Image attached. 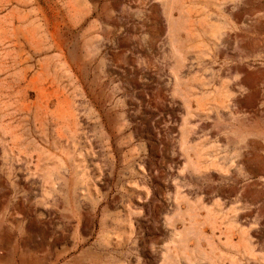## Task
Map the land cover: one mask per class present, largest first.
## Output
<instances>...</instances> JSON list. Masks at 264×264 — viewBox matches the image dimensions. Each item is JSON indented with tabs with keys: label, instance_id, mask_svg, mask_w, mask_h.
<instances>
[{
	"label": "rangeland",
	"instance_id": "1",
	"mask_svg": "<svg viewBox=\"0 0 264 264\" xmlns=\"http://www.w3.org/2000/svg\"><path fill=\"white\" fill-rule=\"evenodd\" d=\"M0 264H264V0H0Z\"/></svg>",
	"mask_w": 264,
	"mask_h": 264
},
{
	"label": "crops",
	"instance_id": "2",
	"mask_svg": "<svg viewBox=\"0 0 264 264\" xmlns=\"http://www.w3.org/2000/svg\"><path fill=\"white\" fill-rule=\"evenodd\" d=\"M239 60L244 68H251L247 58L239 57ZM213 64L214 66L211 70H206L202 73L204 85H218L220 82L221 85H247L245 76L235 75V72L238 71H236V67H234L233 59L221 56L218 59H213ZM242 177L243 175H238L234 172L230 176H227V180L230 184H235V179Z\"/></svg>",
	"mask_w": 264,
	"mask_h": 264
}]
</instances>
